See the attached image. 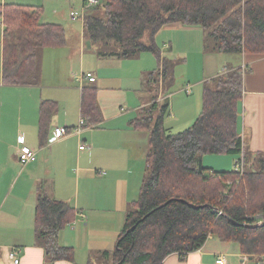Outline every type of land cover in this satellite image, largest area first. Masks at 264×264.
I'll list each match as a JSON object with an SVG mask.
<instances>
[{"label": "trees", "instance_id": "16d2710c", "mask_svg": "<svg viewBox=\"0 0 264 264\" xmlns=\"http://www.w3.org/2000/svg\"><path fill=\"white\" fill-rule=\"evenodd\" d=\"M87 2L82 0V5ZM42 12L43 7L0 2L3 83L7 86L36 83L40 50L66 45L64 25L42 22ZM175 23L209 30L217 52L264 54V0H99L88 9L83 30L92 45L112 46L116 55L152 52L159 66L147 81L157 91L161 81H172L174 65L163 57L155 38L163 27ZM245 68L227 65L225 72L207 82L199 116L181 132L173 133L165 125L169 103L161 102L158 94L131 121L134 129L151 133L147 171L116 248L104 252L99 264H163L173 253L184 259L211 236L237 243L241 252L264 264V226H245L260 221L258 215L264 216V152L249 150L242 136ZM170 92L166 88L165 93ZM57 112V103L41 102L38 135L42 145L49 142ZM81 116L84 127L102 121L94 85L82 88ZM242 152L247 163L243 175L234 169L213 170L200 158L228 153L240 159ZM77 213L69 202L40 194L35 228L47 261L76 264L74 247L61 245L59 235Z\"/></svg>", "mask_w": 264, "mask_h": 264}, {"label": "crops", "instance_id": "0c3cea01", "mask_svg": "<svg viewBox=\"0 0 264 264\" xmlns=\"http://www.w3.org/2000/svg\"><path fill=\"white\" fill-rule=\"evenodd\" d=\"M4 2L6 0L2 3ZM3 30L2 25L0 264H74L68 260L47 261L45 249L39 243L35 228V209L42 193L69 202L78 212L76 219L60 233L59 243L74 247L76 264H99L103 261L104 252L116 248L118 235L125 223V214L130 209L131 202L137 198L136 187L140 189L147 171L146 155L150 149L151 133L149 130L134 129L131 121L140 117L143 109L158 94L161 102L168 101L169 113L175 120L168 127L170 131L181 132L183 130L172 129L182 125L184 130L189 128L202 110L205 84L223 73L226 66L222 69L216 66L211 74H206V70H209L206 66L202 78L199 77L194 83L185 82L173 90L176 80L174 68L172 81H161L155 91L147 81L148 74L159 66L155 55L141 52L124 57L113 54L112 51L116 50L114 47L102 49L94 44L91 47L94 49L93 55L90 56L93 63L86 64L85 47L88 40L83 31L81 35H74V42L80 49L81 56L80 70L77 72L92 73L95 81L80 78V82L76 84V72L71 64L65 79L53 76L52 82L45 86L41 82L42 61L38 65L36 83L7 86L3 83ZM185 30H190L191 34L204 32L202 27L175 23L163 27L156 35L163 57L171 60L174 67L179 55L186 59L174 42L177 35L181 36ZM68 37L67 34L64 48H51L52 54L59 57L61 52H65L57 50H65L68 42H71ZM45 49L41 52L46 53ZM204 49L207 50V46ZM240 55L243 56L241 63L232 65L246 67L241 103L242 136L249 150L264 152V54ZM86 84L97 87L102 121L97 125L84 127L81 135L71 134L63 140L42 145L38 135L41 102L53 101L59 107L52 120V137L57 126L74 128L79 125L82 118V88ZM162 86L170 88V94L165 93ZM47 88L50 91L46 94ZM13 90L19 94L27 92L32 95L33 107L24 109L20 106L17 113H12L3 95L8 99V95H13ZM84 143L87 146L81 149L80 146ZM21 145L34 148L37 160L23 165L19 155ZM11 170L14 182L9 179L5 187V175L11 173ZM12 249H18L16 257L19 258V263L10 259ZM221 256L225 258V264H260L257 259L241 252L237 243L222 241L214 236L209 237L199 249L188 253L184 259L178 253H173L165 258L163 264H218L217 259Z\"/></svg>", "mask_w": 264, "mask_h": 264}, {"label": "rangeland", "instance_id": "374dc122", "mask_svg": "<svg viewBox=\"0 0 264 264\" xmlns=\"http://www.w3.org/2000/svg\"><path fill=\"white\" fill-rule=\"evenodd\" d=\"M0 2H3V0H0ZM6 2H14L18 4L43 7L42 16L40 18L42 22L48 21V22L61 23L64 25L66 29V34H68L69 36L68 40H71V42H68L65 50L59 49L57 51H65V52H61L60 56L58 57L55 54H52L51 51L53 50L51 48H46L45 49L46 53L41 52L42 50H40L38 65L41 64L43 61V78L41 82L45 86H48V84L52 82L51 77L53 76L56 77L61 76L63 79H65L67 74V69L71 64H73L74 71L76 72L75 73L76 77H74V79L76 81V84H78L80 82L78 77L79 75H81V72H77V71L80 70L79 64L81 62V56L79 54L80 49L77 48L75 45L76 42H74L75 39L74 35L83 34L84 31L82 28L83 20L82 19L73 20L70 16V12L72 10H80L82 6V0H6ZM98 12L101 14L102 9L100 8ZM2 20L4 21V17L0 16V59H1V49H2ZM73 30H75L76 32L74 33ZM189 31L190 30H185L184 34H182L181 36L177 35L176 39L174 40L175 44L179 46L181 50V54H183V56H185L186 59H182L180 55L179 57H177L176 66L174 67L176 73V80L173 86V90L175 89L176 86L181 87L185 82L191 81L194 83V81L197 80L199 77L202 78L204 76L203 69L206 66L209 68V70L208 69L206 70V74H211L213 73V70L216 69V66L219 69H222L223 66H227V63H230V66H232V64H240L243 59V56L238 54L237 52H217V50L214 49L215 41H216L215 37L211 35L209 30H204V32H199L198 34L194 32L193 34H191ZM159 42L160 44H164V42L163 43L161 41ZM65 46H63L62 48H64ZM95 46H99L102 49L110 48L108 46L101 44H95ZM205 46H207V50L204 49ZM93 50H94L93 48H88L86 44L85 47V51L87 53V56L85 57L86 64L88 62L93 63V60L90 57L91 55H93L92 54ZM237 60L238 62H236ZM207 63H209V66L207 65ZM157 87H159V85H157ZM162 88L164 91L166 90V88H164L163 86ZM49 91L50 90L48 88L45 89L46 94ZM3 98H5L6 103L11 107L12 113H17L20 106H23L24 109L26 108L30 109L31 107H33V101H34L33 96L29 95L27 92H25L24 94L23 93L19 94L15 92V90H13V95H8V99L6 98L5 95H3ZM1 118L3 120L10 121L7 120L5 117H1ZM171 119L173 120V117L170 115V113H168L165 117V125L167 127H170L172 122L175 123V120L172 121ZM172 130L173 131L184 130V126L182 125ZM83 145L87 146L86 143H84ZM200 158L203 159L205 166L213 170L229 171L235 168V161L239 158V156H235L233 154H228V153H222V154H204L200 156ZM20 165L22 164L20 163ZM10 172L11 173L5 175V187L7 186V182L9 179L10 180L12 179L11 182H14L13 170H11ZM136 190H137V195L135 196V198L138 196L139 187H136ZM258 216L260 220L264 219V216L262 215H258ZM115 219H117V217Z\"/></svg>", "mask_w": 264, "mask_h": 264}, {"label": "built area", "instance_id": "2783aa9c", "mask_svg": "<svg viewBox=\"0 0 264 264\" xmlns=\"http://www.w3.org/2000/svg\"><path fill=\"white\" fill-rule=\"evenodd\" d=\"M99 0H88V2L86 4H83L81 6L80 10H72L70 12V16L73 20H77V19H82L83 23L85 20V16L86 13L88 11V9L96 4H98ZM79 79H83V78H88L90 81H95V77L92 76V73H82L81 75H79L78 77ZM84 128V119L81 118L80 123L77 127L74 128H69L66 126H57L54 129V133L53 136L49 138V142L50 143H54L57 142L61 139H64L65 137L71 135V134H79L81 135L82 131ZM81 149H84L85 146L81 145L80 146ZM19 155H20V160L21 163L23 165H27L31 162H34L37 160V152L34 148H32L29 145H21V147L19 148ZM246 165L247 163L244 160V152H242L241 154V158L237 159L236 163H235V168L234 170H236L237 172L240 173V175H243L245 169H246ZM219 213L221 214L222 212L219 211ZM18 253V249H13L10 253H9V257L10 259L14 260L15 263H19V258L16 257ZM226 260L223 256L219 257L217 259V263L218 264H225Z\"/></svg>", "mask_w": 264, "mask_h": 264}, {"label": "water", "instance_id": "95a60500", "mask_svg": "<svg viewBox=\"0 0 264 264\" xmlns=\"http://www.w3.org/2000/svg\"><path fill=\"white\" fill-rule=\"evenodd\" d=\"M87 47H88V48H91V47H92V44H91V41H90V40L87 41ZM191 206L194 207V208H197V207H198V206L195 205V204H191ZM234 223H235V222H234ZM245 226H246V227H250V228L263 227V226H264V219H262V220H260V221H258V222H256V223L245 224ZM133 229H134V227H132L131 230H133ZM116 264H122V261H120V262H118V263H116Z\"/></svg>", "mask_w": 264, "mask_h": 264}]
</instances>
